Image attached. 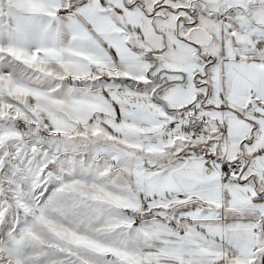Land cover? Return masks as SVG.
I'll use <instances>...</instances> for the list:
<instances>
[{
  "label": "snow or ice",
  "instance_id": "obj_1",
  "mask_svg": "<svg viewBox=\"0 0 264 264\" xmlns=\"http://www.w3.org/2000/svg\"><path fill=\"white\" fill-rule=\"evenodd\" d=\"M0 264H264V0H0Z\"/></svg>",
  "mask_w": 264,
  "mask_h": 264
}]
</instances>
